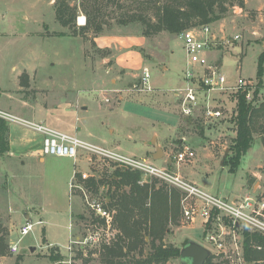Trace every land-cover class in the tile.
<instances>
[{
    "label": "rangeland",
    "instance_id": "obj_1",
    "mask_svg": "<svg viewBox=\"0 0 264 264\" xmlns=\"http://www.w3.org/2000/svg\"><path fill=\"white\" fill-rule=\"evenodd\" d=\"M62 1L75 11L71 27H64L57 20L56 8ZM166 1L0 0V89L3 90L0 108L35 120L44 118L46 124L83 140L126 155H137L140 159H146L143 137H147L149 146L156 151L150 144L155 132L159 145L170 156L184 146L196 152L194 158L181 162L179 167L189 181L205 191L228 199L238 195L263 196L264 147L258 146L261 141L253 142L235 172L225 165L227 157L224 155L227 149V156L231 154L230 144L236 134L234 94L218 95L224 102L223 108L229 109L224 118L213 123L205 121L203 110L196 116L182 112L176 90L186 84L188 58L183 40L180 34L154 29L158 11ZM225 5L228 10L210 24L215 28L223 22L226 36L239 33L241 39L232 44H217L214 49L217 52H213L211 58L218 57L212 61L221 64L230 81L242 76L252 79L256 86L261 83L256 100L263 101L264 69L262 82L258 72L264 50V26L259 24V12L253 10L243 15L244 6L239 0H229ZM79 16L86 17L83 26L78 24ZM97 26L101 27L100 34H143L147 37L142 54L145 65L150 68L148 84L144 83L141 72L128 74L117 67L111 50L97 47L93 39ZM200 26L191 23L187 29ZM83 27H87L86 30ZM38 29L43 31L42 38L35 35ZM72 30L77 33L72 34ZM255 30L258 34L252 33ZM28 32L32 35H25ZM59 32L69 33L58 35ZM35 63H39L38 73L29 78V85H22L25 78L18 76L20 70L35 66ZM85 105L90 106L88 111H84ZM78 125L82 129H78ZM257 127L256 135H259L264 129L263 117ZM81 157L90 163L88 155L81 154L77 160ZM155 162L158 166H168L160 160ZM99 164V179L104 180L95 190L85 184L80 185L83 189L75 188L77 197L70 194V177L75 169L71 157L48 155L45 162L37 157L30 158L20 171L22 177L16 176L21 175L16 170L13 175L9 174L14 176L13 181L26 182L22 195L18 186L11 188L9 180L0 177V225L8 234V249L0 256L1 264H103L102 248L115 240L119 229L115 215L109 225L96 216L87 200L105 202V196H109L115 186L109 181L108 171L118 167L105 166L102 161ZM168 167L178 170L177 165ZM78 169H86L83 162L78 163ZM144 179L150 183L156 181L158 186L165 184L170 192L172 188L180 192L178 212L169 221V230L163 239L166 245L181 249L189 241H198L211 249V255L226 259L228 264H239L230 237H226L227 252H224L205 239L202 227H183V193L178 188L142 175L141 180ZM9 196H14V211H11ZM114 211L116 213V209ZM27 222L33 223L32 229L21 236V227ZM76 237L79 242L69 250L71 239L78 240ZM149 240L142 253L136 251L131 255L145 258L151 249ZM14 243L18 244V251L12 253ZM56 246L63 254L59 263L51 262L49 257L57 252ZM164 264H182V261L177 257Z\"/></svg>",
    "mask_w": 264,
    "mask_h": 264
},
{
    "label": "built area",
    "instance_id": "obj_2",
    "mask_svg": "<svg viewBox=\"0 0 264 264\" xmlns=\"http://www.w3.org/2000/svg\"><path fill=\"white\" fill-rule=\"evenodd\" d=\"M81 16L78 22L81 23ZM86 24V17H83ZM183 46L187 54L185 70L186 84L176 90L180 99L182 112L187 116H196L203 110V116L207 123H213L224 118L226 109L218 95L243 93L248 102H254L256 85L252 79L239 76L235 81H230L222 71L221 64L211 60L209 53L217 44H232L241 39L237 33L231 37L226 34L218 35L210 23L203 24L199 28L186 29L180 33ZM143 81L149 83L150 69L144 67ZM0 117L7 122H17L42 135V153L44 155H56L78 159L81 154L89 156L90 171L82 172V179L100 177L99 171L102 161L105 166H115L121 169L140 171L143 176L150 179H158L178 188L183 193L182 223L183 227H202L206 233L205 239L220 251L226 250V237L231 238L233 253H236L239 264H246L243 256L242 237L239 230L244 228L251 232L264 235V200L256 196L224 198L200 188L189 181L179 172L172 171L165 166H158L149 159H140L126 155L113 149L97 145L79 136L63 131L44 122L23 119L12 113L0 109ZM210 121V122H209ZM196 152L185 146L183 149L170 156L177 164L192 159ZM145 181L141 180L143 183ZM79 184V183H78ZM71 191L82 188L77 185V177L71 182ZM83 189V188H82ZM92 191L91 189H87ZM96 216L106 221L109 225L114 220L115 211L99 200H87ZM105 201V198H104ZM33 223L21 227V236L29 233ZM230 235V236H229ZM79 240H73L77 243ZM71 250V249H70ZM18 251V244L11 245V252ZM1 264V263H0Z\"/></svg>",
    "mask_w": 264,
    "mask_h": 264
},
{
    "label": "trees",
    "instance_id": "obj_3",
    "mask_svg": "<svg viewBox=\"0 0 264 264\" xmlns=\"http://www.w3.org/2000/svg\"><path fill=\"white\" fill-rule=\"evenodd\" d=\"M229 0H167L158 11V21L154 25L155 31L167 30L173 34H180L191 23L199 25L211 23L222 17L228 10L225 3ZM244 6V0H239ZM65 1L56 8L57 20L62 26L71 27L75 19V11ZM87 27H83L86 30ZM97 34L101 27H96ZM69 33V32H68ZM59 32L58 35H66ZM76 34V30H72ZM108 51V50H107ZM110 52V51H108ZM264 64V50L259 59L258 78L262 82ZM23 76H26L23 74ZM24 85L28 81H22ZM262 88L259 83L254 92V102H248L243 93H238L235 107L236 134L231 140V154L225 159L231 172H235L242 157L252 147L254 133L258 131L257 122L264 118V100L257 102V96ZM2 90L0 89V97ZM256 100V102H255ZM192 118V117H190ZM197 119V118H196ZM203 129V127H202ZM264 134V129H262ZM9 150L8 122L0 117V155ZM172 166L171 164H168ZM118 179L113 180V189L110 191V209H116L115 220L118 227L116 238L102 248L103 264H164L171 258L180 257V247L166 245L163 242L168 232V224L178 212L180 192L172 188L170 192L165 184L158 186L156 181L141 183L142 173L132 170H118L115 173ZM87 186L93 187L91 183ZM264 195L260 196V198ZM242 237L243 255L248 264L264 263V235L251 232L244 228L239 230ZM7 233L0 225V256L8 249ZM150 240H149V239ZM149 240L151 249L145 258H137L131 254L136 251L142 253ZM49 255L51 262L59 263L63 254L58 251ZM21 259V258H20ZM205 264H228L226 259L220 260L217 255H211Z\"/></svg>",
    "mask_w": 264,
    "mask_h": 264
},
{
    "label": "crops",
    "instance_id": "obj_4",
    "mask_svg": "<svg viewBox=\"0 0 264 264\" xmlns=\"http://www.w3.org/2000/svg\"><path fill=\"white\" fill-rule=\"evenodd\" d=\"M243 9H244L243 15H245V16H247L249 14V11H253V10L258 11L259 15H260L259 16L260 18L258 19V20H260L259 24L264 26V0H244ZM82 22H83V18H81V23L78 22V24L80 26H83L84 24ZM217 27H215V28L213 27V28L219 36L226 32L227 28H224L223 22H220L217 25ZM258 32H259L258 30H255L252 33L258 34ZM0 33H1V31H0ZM25 35L30 36L32 34H30L28 32ZM35 35L42 38L43 37L42 29L41 30L38 29V31L36 32ZM93 39H94V43L97 45L98 48L105 49V50H111L113 52V59L115 61V65L117 67L124 69L126 71V73H128V74L136 75L137 73L141 72L142 76H143L144 67H148L147 65H145L144 57L142 54L143 47L147 43V37L145 35H143V34H118L117 35V34H100V33H98L93 37ZM263 46H264V43H263ZM213 52H217V51L216 50L210 51V53H209L210 58H211V54ZM38 57H39V55H38ZM216 58H211V60L212 59L214 60ZM38 64L39 63H35V66H33L34 65L33 64L32 66L24 67L22 70H20L18 76L20 77V79L22 77L25 78L23 80L28 81L27 85H29V82H30L29 78L32 79L33 74L38 73V67H39ZM141 68H142V71H140ZM23 74L26 76H23ZM22 85H24L23 82H22ZM20 87H21V83L17 89H19ZM2 95H3V90H2ZM2 95H1L0 99L2 98ZM222 104H224V102H222ZM83 108L85 109L84 111H88L90 106L85 105ZM0 109L3 111H6V112L12 113L14 115H17L23 119H27V120H31V121H37V122L41 121V122L45 123L44 118H40L39 120H35V119L27 118L25 116H20L16 113L11 112L10 110H6V109H2V108H0ZM198 112L196 115H198ZM39 114L42 117H44L42 113H39ZM8 127H9V150L5 154L0 155V177L5 176V178H7L9 180V182H8L9 187L12 188L13 186H18L20 191H23V192H21V195H22L26 189V185H25L26 182H24V180H20L18 182L13 181L14 176L10 177L9 174L13 175V173H15V170H16V172L23 171L25 165L27 164V162L30 158L37 157L39 159V161L45 162L47 160L48 155H44L42 153V135L41 134H39V133H37V132H35V131H33V130H31V129H29V128L25 127L24 125L17 123V122L11 123V121H9ZM78 129H82V126L78 125ZM111 131L113 132L114 129L111 128ZM154 136H156L155 132L153 134V137ZM153 137H152V139H153ZM263 137H264V134H262V133L259 135H256V132L254 133V141H256V140L261 141V143H258L259 147H261V145H262V147H264ZM148 141L149 140L147 139V137H145V138L143 137L144 153L146 154L145 157H146V159H149L150 161H153L156 164V162H155L156 160L153 158V153L155 151H153L151 149V147L148 144ZM88 142H90V141H88ZM94 144H96V143H94ZM150 144L153 145L152 143H150ZM97 145H99V144H97ZM104 147H106V146H104ZM107 148H109V147H107ZM155 149H156V147H155ZM134 157H139V156L134 155ZM159 160L163 163L166 162L167 165L168 164H171L172 166L177 165L178 170L175 172H179L182 176H184L183 173L180 171V167H179L180 164H177L175 162V160H173V161L170 160L169 154L165 153V157L163 159H159ZM73 161H74L75 169H74L73 174L70 177V179H71L70 184H69L70 194L77 197L76 189L71 191V186H70L75 175L77 177V182L80 185H82V184L88 185L89 183H91V185H93L92 189L93 190L97 189L98 183H100L101 181L104 180V179H99L101 176L98 177L97 179L94 177H91L87 180L82 179V175H81L82 172L91 170L87 159H85L84 157H81L79 160H76L73 158ZM82 162L85 165L86 169H78V163H82ZM160 166L161 167L165 166V167L169 168L168 167L169 165L166 166L163 164ZM118 170H128V169L115 168V169H112L111 171H108V173L110 174L109 181L111 184L113 183L114 179H118V177L115 178L116 177L115 173ZM77 173H78V175H77ZM20 174L21 175H16V176L22 177L21 172H20ZM253 175L255 176L254 172H253ZM184 177L186 178V176H184ZM9 178H11V179H9ZM109 187H111V186H109ZM13 194H15L14 190H13ZM240 195H243V194H240ZM250 195L255 196V194H250ZM244 196H248V195H244ZM13 197L9 196V201L11 204V207H10L11 211H14V208L16 205ZM238 197H239V195H238ZM258 198L262 199L260 197H258ZM110 201H111L110 195L105 196V203H106V206L109 208H110V206H109ZM76 204H74L73 210L75 209ZM72 214H73V212H72ZM26 216L29 217V215H26ZM70 229L72 230V233H73V221L70 224ZM72 237H73V234H72ZM76 238H78V237H76ZM73 240H75V238L71 239V241H70L71 244L69 245V250L72 249V245L75 244V243H73ZM78 240H79V238H78Z\"/></svg>",
    "mask_w": 264,
    "mask_h": 264
},
{
    "label": "water",
    "instance_id": "obj_5",
    "mask_svg": "<svg viewBox=\"0 0 264 264\" xmlns=\"http://www.w3.org/2000/svg\"><path fill=\"white\" fill-rule=\"evenodd\" d=\"M151 143L156 147V151L153 153L155 160L163 159L165 157V151L159 145L157 137L154 136ZM264 144V137H263ZM229 149L226 150L224 158L227 157ZM223 163V161H222ZM212 251L207 246L198 241H189L181 248L180 259L182 264H205L207 259L211 256Z\"/></svg>",
    "mask_w": 264,
    "mask_h": 264
}]
</instances>
